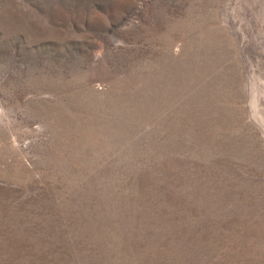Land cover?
Listing matches in <instances>:
<instances>
[{
  "label": "rangeland",
  "instance_id": "374dc122",
  "mask_svg": "<svg viewBox=\"0 0 264 264\" xmlns=\"http://www.w3.org/2000/svg\"><path fill=\"white\" fill-rule=\"evenodd\" d=\"M0 264H264V0H0Z\"/></svg>",
  "mask_w": 264,
  "mask_h": 264
}]
</instances>
